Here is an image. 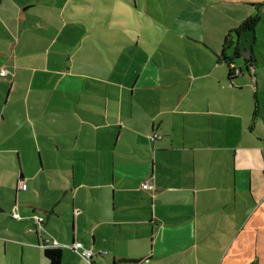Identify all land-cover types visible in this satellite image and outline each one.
I'll list each match as a JSON object with an SVG mask.
<instances>
[{"label":"crops","instance_id":"crops-1","mask_svg":"<svg viewBox=\"0 0 264 264\" xmlns=\"http://www.w3.org/2000/svg\"><path fill=\"white\" fill-rule=\"evenodd\" d=\"M242 1L168 42L137 0H0V264L53 242L61 264H264V0Z\"/></svg>","mask_w":264,"mask_h":264},{"label":"rangeland","instance_id":"rangeland-1","mask_svg":"<svg viewBox=\"0 0 264 264\" xmlns=\"http://www.w3.org/2000/svg\"><path fill=\"white\" fill-rule=\"evenodd\" d=\"M137 2L138 13L155 15L161 26L166 27L167 32L169 28H172L173 33L168 32L164 38V41L168 42L177 41V32H180V28L181 34H186V39L190 31L196 32V22L202 21L199 13H228L229 10L231 13H239L245 10H257L260 5V3H247L242 0H137ZM200 33L202 34V31ZM178 43H180L179 40ZM181 43L190 44V41L182 40ZM193 55L196 58L199 57L196 52ZM233 72L236 74L235 71Z\"/></svg>","mask_w":264,"mask_h":264},{"label":"trees","instance_id":"trees-1","mask_svg":"<svg viewBox=\"0 0 264 264\" xmlns=\"http://www.w3.org/2000/svg\"><path fill=\"white\" fill-rule=\"evenodd\" d=\"M258 18L256 16H249L244 22L241 29H249L251 30L253 26L257 23ZM239 33V29L232 31L228 37H232V33ZM228 37L226 38V43H228ZM225 52V49H224ZM224 54V53H223ZM223 54L221 57H223ZM233 73V69L230 70V74ZM44 255L46 259L48 260V264H61L62 255L61 251L57 247H48L44 249Z\"/></svg>","mask_w":264,"mask_h":264},{"label":"built area","instance_id":"built-area-1","mask_svg":"<svg viewBox=\"0 0 264 264\" xmlns=\"http://www.w3.org/2000/svg\"><path fill=\"white\" fill-rule=\"evenodd\" d=\"M237 73H239V71L237 69L234 70ZM7 71L3 68L0 70V74L1 75H6ZM152 140H154L155 138L154 137H151ZM142 188L145 189V190H149L151 189V184H150V181L147 180L145 182L142 183ZM14 218H18V214L17 213H13L12 215ZM35 220L36 222L39 224V228H42V223H43V218L42 217H35ZM58 243L57 242H53L52 243V246L51 245H42L43 248H48V247H57ZM73 247L75 250H77L80 255L87 261L90 260V258L92 257V251L89 250V249H86L83 244L81 242H76L73 244Z\"/></svg>","mask_w":264,"mask_h":264},{"label":"water","instance_id":"water-1","mask_svg":"<svg viewBox=\"0 0 264 264\" xmlns=\"http://www.w3.org/2000/svg\"><path fill=\"white\" fill-rule=\"evenodd\" d=\"M252 30H246L245 32H244V34H243V37H242V39H241V41L239 42V44H241V46H242V44H243V42H246V45H245V48H247V50L249 51V52H251V50H250V48H249V45L251 44V41H250V39L252 38L251 36H252ZM242 42V43H241Z\"/></svg>","mask_w":264,"mask_h":264},{"label":"flooded vegetation","instance_id":"flooded-vegetation-1","mask_svg":"<svg viewBox=\"0 0 264 264\" xmlns=\"http://www.w3.org/2000/svg\"><path fill=\"white\" fill-rule=\"evenodd\" d=\"M239 47V46H238Z\"/></svg>","mask_w":264,"mask_h":264}]
</instances>
